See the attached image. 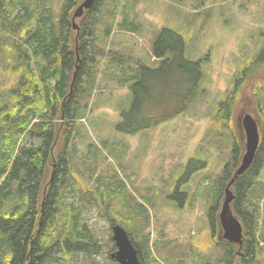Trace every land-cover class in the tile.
<instances>
[{"label": "trees", "instance_id": "1", "mask_svg": "<svg viewBox=\"0 0 264 264\" xmlns=\"http://www.w3.org/2000/svg\"><path fill=\"white\" fill-rule=\"evenodd\" d=\"M135 1L95 0L80 18L78 34L72 16L83 0H61L58 6L55 0H0V58L6 61L7 71L5 76L0 72L4 78H0V85L10 84L9 72L16 80L0 100V264H58L76 254L80 257L68 264H118L111 259L115 249L112 237L104 239L92 229L84 219L82 206L98 207L107 212L106 216L119 210L111 206L107 193L93 187L80 189L71 182L75 130L68 120L86 117L98 88V74L104 71L110 81L126 83L132 91V101L121 107L116 123V131L122 135L152 129L186 110L202 79V63L187 58L185 38L176 30L162 28L151 45V52L163 65L180 72L174 78L163 69L136 67L130 63V56L112 53L99 43L96 28L103 25L102 33L108 38L116 28L139 30L138 20L130 15L135 12ZM108 55L113 60L104 67L102 62ZM261 73L264 46L236 75L232 91L217 111L226 117L234 135L231 162L214 179L216 199L209 212L212 242L215 247L225 245L218 264L264 262V195L254 193L264 147L233 185L232 208L245 228L241 256L236 246L221 241L219 222L220 201L245 151L238 136L236 106L249 95L260 102L264 91ZM174 86L189 87L179 107L182 109L175 114L160 109L175 100L170 92ZM259 111L263 136L264 110ZM29 138L38 143L29 144ZM25 139L28 145H22ZM194 161L189 162L188 172L193 170ZM203 190L198 186L193 197ZM128 232L141 264H213L209 259L199 260L197 254L190 255L191 261L169 254L165 261L155 254L149 233L138 241Z\"/></svg>", "mask_w": 264, "mask_h": 264}, {"label": "rangeland", "instance_id": "2", "mask_svg": "<svg viewBox=\"0 0 264 264\" xmlns=\"http://www.w3.org/2000/svg\"><path fill=\"white\" fill-rule=\"evenodd\" d=\"M60 2L55 0L57 6ZM130 15L138 20V31L116 28L108 38L102 33L103 25L96 28L99 43L110 52L118 50L130 56V63L136 67H141L143 60V66L163 69L174 78L180 72L163 65L151 52L160 30L174 29L185 38L187 58L202 63V79L186 110L152 129L122 135L116 131L118 105L132 101V91L126 83L110 81L105 71L98 74L99 87L90 99L86 117L68 120L75 130L71 182L80 189L93 187L99 193H107L111 206L120 212L106 216L107 212L98 207L83 205L84 219L104 239L112 236V222L113 226L120 224L130 231L138 241L149 233L155 254L165 261L169 254L186 256L189 261L191 254H197L199 260L209 259L218 264L219 257L225 254V245L215 247L212 242L209 212L216 199L214 179L231 162L234 135L226 117L217 111L232 91L236 75L264 46V0H136L135 12ZM79 22L80 18L76 20L78 25ZM110 55L104 58L102 66L112 63ZM0 72L4 76L7 73L6 61L1 58ZM8 78L11 80L7 87L16 81L12 72ZM7 87L0 85V100L7 94ZM188 88L174 86L170 92L175 100L160 109L174 114L181 110ZM249 96L251 101L244 98L236 106L238 115L260 117L264 91L259 103ZM98 97L102 99L101 105ZM225 109L226 112L228 107ZM29 139V144L38 143L37 139ZM22 145H28L26 139ZM262 147L264 135L259 150ZM192 159L193 170L188 172ZM262 163L255 179L254 193L259 195H264V152ZM51 174L52 168L48 176ZM198 186L204 190L193 197ZM74 257L80 255H68L58 264L71 263ZM236 264L242 263L237 260Z\"/></svg>", "mask_w": 264, "mask_h": 264}, {"label": "water", "instance_id": "3", "mask_svg": "<svg viewBox=\"0 0 264 264\" xmlns=\"http://www.w3.org/2000/svg\"><path fill=\"white\" fill-rule=\"evenodd\" d=\"M94 2L95 0H83L74 11L72 22L78 34L79 25L76 23V20L81 18L93 6ZM76 51L77 61H79L78 45L76 46ZM239 121L238 126L241 131V137L243 140L245 139V152L240 160V165L235 170L233 178L226 186L222 208L219 212V222L221 226L220 237L230 243L238 245L237 254L242 255L241 251L244 243L245 228L232 208L235 199L233 185L246 173L256 160L261 143V124L259 119L249 113L240 118ZM112 239L116 247L115 251L111 253L113 260L118 264H141L138 249L126 229L120 224L112 227Z\"/></svg>", "mask_w": 264, "mask_h": 264}, {"label": "crops", "instance_id": "4", "mask_svg": "<svg viewBox=\"0 0 264 264\" xmlns=\"http://www.w3.org/2000/svg\"><path fill=\"white\" fill-rule=\"evenodd\" d=\"M117 52H119V51L117 50ZM98 103H99L100 105L102 104V99H101V97H98ZM121 107H122V104H119V105H118V110H120Z\"/></svg>", "mask_w": 264, "mask_h": 264}, {"label": "flooded vegetation", "instance_id": "5", "mask_svg": "<svg viewBox=\"0 0 264 264\" xmlns=\"http://www.w3.org/2000/svg\"><path fill=\"white\" fill-rule=\"evenodd\" d=\"M252 103H247V105H251ZM246 108H244L243 110H245ZM248 110V109H247ZM245 114H242V113H239V115H238V120L240 119V118H242L243 116H244ZM240 122V121H239Z\"/></svg>", "mask_w": 264, "mask_h": 264}]
</instances>
